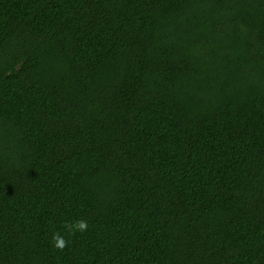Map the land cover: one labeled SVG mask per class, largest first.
I'll return each mask as SVG.
<instances>
[{
  "label": "trees",
  "instance_id": "obj_1",
  "mask_svg": "<svg viewBox=\"0 0 264 264\" xmlns=\"http://www.w3.org/2000/svg\"><path fill=\"white\" fill-rule=\"evenodd\" d=\"M0 264H264V0H0Z\"/></svg>",
  "mask_w": 264,
  "mask_h": 264
},
{
  "label": "clouds",
  "instance_id": "obj_2",
  "mask_svg": "<svg viewBox=\"0 0 264 264\" xmlns=\"http://www.w3.org/2000/svg\"><path fill=\"white\" fill-rule=\"evenodd\" d=\"M63 227L65 231L69 235H75L77 231L84 232L88 228L87 221L80 219L74 222H64ZM52 246L60 251H63L66 247H68L69 241L65 239L63 235H61L58 231L53 232L51 236Z\"/></svg>",
  "mask_w": 264,
  "mask_h": 264
}]
</instances>
